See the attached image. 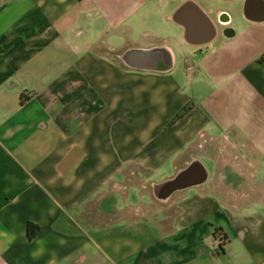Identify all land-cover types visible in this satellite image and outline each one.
Instances as JSON below:
<instances>
[{
	"label": "crops",
	"instance_id": "crops-1",
	"mask_svg": "<svg viewBox=\"0 0 264 264\" xmlns=\"http://www.w3.org/2000/svg\"><path fill=\"white\" fill-rule=\"evenodd\" d=\"M0 264H264V1L3 0Z\"/></svg>",
	"mask_w": 264,
	"mask_h": 264
},
{
	"label": "water",
	"instance_id": "water-1",
	"mask_svg": "<svg viewBox=\"0 0 264 264\" xmlns=\"http://www.w3.org/2000/svg\"><path fill=\"white\" fill-rule=\"evenodd\" d=\"M3 0H0V3L2 2ZM264 1V0H263ZM249 5V4H248ZM245 11H244V14L246 13L247 14V10H250L251 9V4L249 5V8L247 9V3L245 2ZM222 15H228L227 13H220ZM246 17V15H245ZM230 22V19L226 22L222 21V19L219 17V23L220 24H228ZM160 51H162L163 53H165L167 51V48L165 46H160L158 48ZM172 57L173 59V54L171 55L170 54V58ZM117 59H119L123 65H125L126 67L130 68V69H137L136 65H135V62H134V58H133V55L130 54V52H126L124 55H117L116 56ZM169 70V69H168ZM168 70L166 69H162V68H158V72H162V73H167ZM179 174H177L175 177L171 178V179H168L167 181H165L163 183V185L165 186H171L173 183H175L176 180L179 179ZM207 179H208V175H207ZM174 195V193L172 194V196Z\"/></svg>",
	"mask_w": 264,
	"mask_h": 264
},
{
	"label": "trees",
	"instance_id": "trees-1",
	"mask_svg": "<svg viewBox=\"0 0 264 264\" xmlns=\"http://www.w3.org/2000/svg\"><path fill=\"white\" fill-rule=\"evenodd\" d=\"M30 98L29 97H23L22 103H26ZM41 231V227L39 225H36L34 223H29L28 225V235L31 240H33ZM214 237L215 238H222L223 240L226 238L224 230L222 228L216 227L214 231Z\"/></svg>",
	"mask_w": 264,
	"mask_h": 264
},
{
	"label": "rangeland",
	"instance_id": "rangeland-1",
	"mask_svg": "<svg viewBox=\"0 0 264 264\" xmlns=\"http://www.w3.org/2000/svg\"><path fill=\"white\" fill-rule=\"evenodd\" d=\"M215 231V230H214Z\"/></svg>",
	"mask_w": 264,
	"mask_h": 264
}]
</instances>
